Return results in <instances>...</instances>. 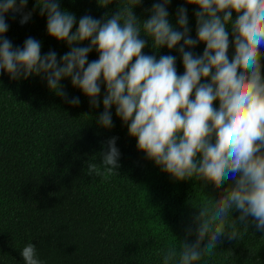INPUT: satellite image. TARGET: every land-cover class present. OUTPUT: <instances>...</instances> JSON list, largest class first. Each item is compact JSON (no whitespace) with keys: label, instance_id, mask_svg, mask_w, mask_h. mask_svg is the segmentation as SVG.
Masks as SVG:
<instances>
[{"label":"clouds","instance_id":"clouds-1","mask_svg":"<svg viewBox=\"0 0 264 264\" xmlns=\"http://www.w3.org/2000/svg\"><path fill=\"white\" fill-rule=\"evenodd\" d=\"M112 3L97 0L100 7ZM142 3L126 0L110 17L85 14L77 21L60 0H35L47 35L69 48L58 59L53 50L42 54L34 37L13 47L4 35L6 14H19L23 25L35 8L24 12L28 0H0V73L11 80L41 76L49 91L78 106L80 97L69 98L61 84L70 78L90 108L102 104L98 127H114V108L145 160L173 181L195 174L219 189L214 203L193 207L179 250L172 246L162 255L163 264H194L213 255L222 237L241 239L237 224L264 232V0H182L175 24L172 0H152L148 18L140 20L133 9ZM186 5L195 6L194 36ZM149 44L152 54L144 52ZM161 48L175 50L182 73L177 55L157 56ZM93 50L97 59L89 61ZM117 139L102 142L100 163L88 162V175L117 174ZM234 210L239 215L229 224ZM20 255L24 264H43L33 243Z\"/></svg>","mask_w":264,"mask_h":264},{"label":"trees","instance_id":"trees-1","mask_svg":"<svg viewBox=\"0 0 264 264\" xmlns=\"http://www.w3.org/2000/svg\"><path fill=\"white\" fill-rule=\"evenodd\" d=\"M125 3L113 0L100 7L97 0H60V7L78 21L85 14L110 17ZM181 3L172 0L168 7L173 24ZM151 5L152 0H144L133 11L144 20ZM186 6L194 36L195 6ZM33 8L23 25L19 14L13 19V13H7L4 35L13 47L34 37L41 42L42 54L53 50L59 59L68 46L47 35L46 16L39 14L35 0H28L24 12ZM203 47L193 51L202 53ZM144 52L152 54L150 44ZM163 54L177 55V70L183 72L174 49L169 53L161 48L157 56ZM88 59H97L95 50ZM61 84L69 98L80 97L78 106L49 91L41 76L11 80L0 73V264H24L20 249L27 243L37 246L43 264H163V252L172 246L179 250L197 211L193 207L214 203L220 190L195 174L190 180L173 181L136 150L135 139L128 137L114 108V127L100 128L96 118L102 104L90 108L70 78ZM113 136L121 152L117 174L88 175L87 163H100L102 142ZM231 215L229 224L239 213ZM236 228L241 239L222 237L213 255L194 264H264V232L253 225L248 231L239 224Z\"/></svg>","mask_w":264,"mask_h":264}]
</instances>
